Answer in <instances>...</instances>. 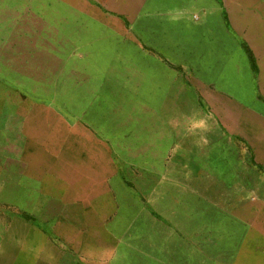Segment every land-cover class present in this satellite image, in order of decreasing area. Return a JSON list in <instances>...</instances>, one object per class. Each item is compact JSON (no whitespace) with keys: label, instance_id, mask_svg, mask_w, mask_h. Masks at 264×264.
<instances>
[{"label":"rangeland","instance_id":"374dc122","mask_svg":"<svg viewBox=\"0 0 264 264\" xmlns=\"http://www.w3.org/2000/svg\"><path fill=\"white\" fill-rule=\"evenodd\" d=\"M72 1L0 0V238L13 220L32 223V240H55L58 231L67 239L63 225L76 204L85 207L78 218L109 214V228L91 231L93 239L108 231L107 247L87 256L62 248L60 264H202L197 248L207 250L210 230L182 229L162 197L170 195L172 206L228 200L202 196L218 184L212 160L204 176L193 164L181 180L175 151L186 131L216 136L238 157L251 152L239 142H251L255 161L264 124L248 123H264V0L168 1L166 13H156L163 0L145 12L128 0L122 12L101 0L78 8ZM180 9L187 29L166 30L171 41L195 39L199 21L214 15L212 34L231 48L220 41L203 51L181 48L146 28L169 25L158 18ZM95 11L107 20H87ZM151 64L158 98L148 97ZM170 92L187 114L165 104Z\"/></svg>","mask_w":264,"mask_h":264},{"label":"crops","instance_id":"0c3cea01","mask_svg":"<svg viewBox=\"0 0 264 264\" xmlns=\"http://www.w3.org/2000/svg\"><path fill=\"white\" fill-rule=\"evenodd\" d=\"M125 1L127 2V0ZM155 1L156 0H128V3L136 7L134 10H143L145 12L147 10L145 7L153 6L157 3ZM163 1L166 7L159 8V4H156L158 6L156 13H166L168 11L166 2L168 1L172 6L174 4V7L175 5L182 4V1L178 2L176 0ZM82 2L88 4L86 0H73L71 3L78 8L79 5L83 4ZM101 2L110 10L116 12L118 10H121V12L125 11L124 6L126 2L123 5L122 0H101ZM137 5H140L139 8H137ZM89 10L90 9L87 8V14H89ZM175 14L176 13L173 11V14L168 17L158 18L161 21L165 20L170 26L167 23L161 26L159 24L158 26L157 24H152L150 26L145 24V26L157 36L168 38L171 41L169 36L171 34H167L169 29L177 33L180 32V30L182 31L184 29L186 31L187 29L183 23H180L185 13L181 11L180 14ZM212 17H214V15L206 16L199 21L197 27L200 31L198 30L199 34L195 39L194 34L191 35L188 33L185 36L187 40L171 42L181 48L187 47L188 49L192 48L190 44H193V48L198 51H203L206 47L219 43V37L216 35L217 37L215 38L212 34V30H214V32L217 30L215 28L216 26L212 23ZM86 19L92 21H106L107 17L95 11V15H88ZM175 21L179 23L175 24ZM175 25L178 26L177 28L180 29L179 31L175 28ZM104 34L105 33L102 32V35ZM178 34H174V36ZM173 39L174 38H172V40ZM220 44H228L229 48H231L228 42H221ZM226 51L228 50L220 49L218 52L224 54ZM149 69L148 97L158 98L159 87L157 83V69L153 70L152 64ZM138 88L142 87L139 86ZM182 92L183 96L185 98L187 96L188 100L190 98L189 93H186L184 89ZM173 95L174 92H170L169 96L167 93L165 104H167L168 101H172L171 104L175 111L187 114L188 112L186 113V111H188V109L183 103L181 106H179V104L177 105L179 109H175ZM177 97L176 99H178ZM184 97H180V100H185ZM234 110H230V113L236 117L238 114ZM172 111L171 109V113ZM238 113L240 114L242 111H238ZM239 121L243 123V120ZM244 122L246 123V121ZM248 124L262 127L264 123L260 120L257 121L256 124L252 121ZM174 131L175 134H179L176 127H174ZM182 135L183 138L178 140V142H181V146L175 151V159L179 160L182 165L181 174H184V178L182 176L181 180L186 179L185 177L192 173L190 167L192 168L193 164L197 165V173L201 174L202 171V175L204 176L206 168L204 169L203 165L206 164V161L212 160V164L214 165L213 173H219V176L214 178V181L216 180L218 184H214L213 188L211 186L203 188L204 192L202 196H212L213 199L217 200L218 198L219 201L222 197H228V200L222 204H203V202H201L199 204L187 205L182 202L177 206H172V201H169L170 195L162 193L165 196L162 197V201L164 200V202L167 203L168 201L170 203L169 209L167 208L168 211L165 210V212L167 213L169 210H171L170 213L174 212V214H176V219L182 223V229L190 228L192 234H194L193 230L195 229L196 231L200 226L202 228L207 227L210 230L212 240L207 242V250L205 251L201 248H197L202 264H264V129L261 130L258 135L260 151L256 152L255 161L252 157V148H255L254 146L256 145L251 142H239V145H243L245 151L246 145H249L251 152L247 158L246 155L245 157L233 156L232 150L226 152L225 148L230 149L232 145L222 143L216 136L205 135V132L198 130L194 132L186 131L185 134L182 133ZM169 138L170 136L164 138L163 143L169 144L172 141ZM176 139H178V137H176ZM235 146L238 147V143H236ZM169 162L171 163L173 161L170 160ZM210 187L213 191L211 193L208 192L210 191ZM76 208L77 205L74 204L72 215H69L68 219L65 220L66 223L63 225V229L66 230L68 234L66 236L67 239L61 238L62 232L58 231L55 233V240L41 237L36 238L35 236V240H32L28 235L30 234L29 230L32 223L26 221L24 224L17 225L11 220L10 227H8L6 234L0 238V264H60L64 259L62 248L65 252H68V255L85 254L86 256L88 252H91V248L94 246L100 247V250H105V247H107L105 239L108 238V231L107 235H105V239H93L91 231L98 228L105 230L109 228V214L106 213L99 217H95L94 220L92 219L93 217H91V220H89L86 212L83 214V218H81L82 214L79 215L78 218V213L80 214V212H83L85 207L81 208L79 211H76ZM150 208L152 209L151 205ZM154 211L155 210L152 212ZM205 223L207 224L205 225ZM17 228L20 229V231L14 232V229ZM89 229L91 230L88 231ZM83 230H85V235H83ZM189 232L188 230V234ZM27 240L31 242V244H24V241L26 242ZM203 244H205V242H203ZM181 246H183V244ZM221 256L223 259L220 258Z\"/></svg>","mask_w":264,"mask_h":264}]
</instances>
